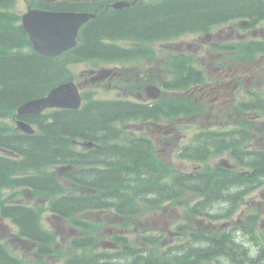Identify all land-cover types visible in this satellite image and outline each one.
I'll list each match as a JSON object with an SVG mask.
<instances>
[{
	"label": "trees",
	"instance_id": "1",
	"mask_svg": "<svg viewBox=\"0 0 264 264\" xmlns=\"http://www.w3.org/2000/svg\"><path fill=\"white\" fill-rule=\"evenodd\" d=\"M11 2L12 0H0V9L8 8ZM263 16L264 0H161L154 4H137L117 13L99 16L82 29L77 47L60 57H45L31 50L25 33L21 27L15 26L14 15L0 11V119L9 118L21 103L42 97L53 86L73 80L69 65H97L148 56L150 51L145 47L147 42L169 40L187 33H207L214 26L227 21ZM117 41L136 42L140 50L137 47L125 48L116 44ZM159 70L163 72L165 88L180 89L185 87L187 74L191 69L187 58L167 56ZM168 73L172 74L166 81ZM92 94L94 95V92ZM161 105L164 112L174 106L173 109H177L179 113L186 107L183 101H162ZM137 107L123 102L95 100L84 94V104L78 111L53 110L25 118L36 129L32 136L22 135L8 125L0 123V149L20 157L15 160L0 156V188L15 184L27 185L29 178H25L22 173L34 171V191L50 197L51 212L62 218L73 221V215L79 211L104 207H111L122 214L125 212L122 201L125 198L123 185L126 179L137 173L143 174V169L148 170L147 164H151L150 167L156 166L149 150H146L148 154L144 156L139 146H130L131 150H127L121 145L112 144L119 134L114 123H120L130 117H155L151 113L143 116L140 113L143 109ZM74 140L92 141L98 143L100 148L77 154L72 145ZM143 151L145 154V150ZM74 161L83 166L81 175L75 176L71 172L67 176L87 195L83 193L80 198L60 196L62 187L57 175L47 173L45 169L61 164H74ZM102 164L103 168L96 169L97 165ZM163 167L162 164L159 166L162 172ZM141 177L145 179L137 180L146 188L156 182L154 177ZM47 183L50 186H43ZM190 190L197 194L206 192V189L199 185H193ZM201 204L202 202L198 207H201ZM41 212L42 209H34L33 212L19 210L14 218L26 235L49 251L54 237L40 225ZM193 214L197 215L195 208ZM119 240L121 252L117 254L119 261L115 262L156 263L157 256L143 257L137 248L128 245L125 239ZM82 243L86 247L88 238H83ZM82 258L80 264H99L97 255L83 254ZM187 258L180 256L172 263H187ZM75 259L72 255L66 263L76 264ZM0 264L13 262L0 255Z\"/></svg>",
	"mask_w": 264,
	"mask_h": 264
},
{
	"label": "flooded vegetation",
	"instance_id": "2",
	"mask_svg": "<svg viewBox=\"0 0 264 264\" xmlns=\"http://www.w3.org/2000/svg\"><path fill=\"white\" fill-rule=\"evenodd\" d=\"M18 1L22 6L20 11L16 7ZM113 2L115 1L14 0L13 11L19 16L28 11L95 13L101 4L104 11H114L111 6ZM218 27L223 29L206 35L205 38L194 36V44L191 43L194 47L187 45V51L195 53L199 61L196 66L198 71L196 74L189 73V81H194L189 90L170 94H175V98L186 95L189 100V144L183 146L180 153L189 158L197 151L201 154L203 164L207 163L214 170L215 177L221 178V195L228 203L238 188L243 187L251 191L250 194L264 189V16L227 22ZM200 53L202 54L199 55ZM135 97L141 98L140 95ZM136 122L139 124L138 135L125 128L122 131L128 142L138 137L136 140L141 146L145 138L152 146H156L154 154L162 156L166 150L170 156L179 154L176 151L177 144L183 139L180 136L168 139L178 130L172 122ZM179 123L182 120H175L176 125ZM132 125L135 126V122ZM150 127L153 129L150 130ZM159 135L165 140H158L156 137ZM217 158L218 161L214 163ZM63 172L62 168L58 169L61 178ZM160 187L155 185V191ZM29 195L22 194L25 197ZM263 198L264 196L259 203ZM145 200L144 195H140L138 205ZM140 213L136 218L140 217ZM156 214L154 212L155 216ZM118 219L127 221L126 224L130 223L127 226L123 223V228L119 231L122 236L135 233L136 238L142 240L150 230L148 222L142 224L129 216ZM97 221L100 223L101 219ZM16 223L10 211L1 205L0 255L13 264H18V260L27 263L32 255L33 243L17 236ZM137 223L138 228L135 227ZM157 224H162L159 233L171 236L169 240L173 238L174 233L168 229L170 222L164 220L162 215L157 216ZM113 236L112 233L110 237ZM231 252L237 253L236 249ZM100 258L105 259V256Z\"/></svg>",
	"mask_w": 264,
	"mask_h": 264
},
{
	"label": "water",
	"instance_id": "3",
	"mask_svg": "<svg viewBox=\"0 0 264 264\" xmlns=\"http://www.w3.org/2000/svg\"><path fill=\"white\" fill-rule=\"evenodd\" d=\"M128 4L117 3L114 8H122ZM85 14H63L29 12L22 18L23 30L28 34L33 50L41 55L55 57L76 45V37L80 26L88 20ZM150 99L159 96V90L153 86L146 88ZM81 98L73 82L59 84L50 89L46 96L24 102L17 108V116L38 115L46 109L77 110ZM17 128L26 134L31 128L22 121L16 122ZM89 143L86 146H91Z\"/></svg>",
	"mask_w": 264,
	"mask_h": 264
},
{
	"label": "rangeland",
	"instance_id": "4",
	"mask_svg": "<svg viewBox=\"0 0 264 264\" xmlns=\"http://www.w3.org/2000/svg\"><path fill=\"white\" fill-rule=\"evenodd\" d=\"M147 1H149V0H147ZM150 1H153V0H150ZM16 7H17V11L22 10V6L19 4V1L17 3ZM215 32H217V29ZM194 39L195 38L190 37L189 34H184L183 36L177 37V38L169 40V41L156 43L155 45H153L154 52L156 54L155 60L159 59L163 55H166L169 51L175 52L176 49H178L180 47V45H183L181 47V51H185V45L188 43H192ZM126 45L128 47H133V44H131V43H126ZM201 54L202 53H200L199 55H201ZM154 61H152L149 64L154 65ZM141 63L142 64H140V66H143V65L145 66V64L143 62H141ZM92 66L93 65L91 63H79V64L72 65L70 68H71L73 75L76 77V82H81V80H84L85 77H83V76H86V73L88 71H90V69H96V68H93ZM135 67H137V66H132V65H129L128 63H108V64L100 65L98 67L97 71L100 69H104V70H111V71H118L119 70V71L123 72L124 70L127 69V70L131 71V74H133L132 73L133 70L138 71V70H136ZM82 74H84V75H82ZM142 74L145 75V73H142ZM106 83H107V81L104 82V85H106ZM88 89L96 91V97L97 98L113 99V98H117L119 96H121V97L123 96L122 92L119 91L118 89L106 90L102 87H97V86L92 87L91 85L89 86V88H87V90ZM130 99H134V98H130ZM3 121H4L3 119H0V122H3ZM5 122L10 123L9 120H5ZM182 124H183V126L181 127V129L175 130V132H174V137L181 136V135L185 136V138L181 141V143L178 144V149H179V147L182 146V144L184 142L189 140V124L187 125V124H185V122ZM125 129L131 131L134 135H138L139 131H137V126L132 125V123L127 124L125 126ZM156 138L158 140H165V138L162 137L161 135L157 136ZM172 138H173V135L169 136L168 139H172ZM165 154H166L167 159H172V161L174 163L173 165L175 167H179L178 168L179 170L184 171V172L193 171V168L195 165H191L189 163L182 162V161H180L181 159L176 158V156H174V157L170 156L168 154V150H166ZM217 161H218V158L214 160V163H216ZM254 197H256L255 198L256 200H252ZM259 198H260L259 196H255V195L247 196L244 199L245 202L243 203V206L240 210L241 213L244 215L250 213L251 209L256 207ZM163 207L164 208H162V210H160L159 215H162L164 217V220L172 223L169 229L172 232H174L176 225H178V218L176 217L175 213L173 214V217L171 218L170 215H172L173 210H174L172 208V206H167V204H166ZM261 210L264 212V206H262ZM178 211L180 212L179 208H178ZM96 214H97L96 212L88 214L87 218L94 219ZM103 218H105V217L103 216ZM242 218H243V216H242ZM144 219H145V221L149 222L150 225L155 224V226H161V225H158L156 223L157 219L155 217H153L151 213L149 216L143 214V216L140 217L137 221H139L140 223H143ZM108 222L109 223H107V222H105V223L108 224L109 226H111L116 221H115V219L111 218L110 220H108ZM196 224L199 225L200 223L196 222ZM42 225L45 229H48L54 233H57L58 237L56 239V242H57L58 248L61 247V249H63L62 245L64 243L65 238H66V244L68 245L69 238L72 236L71 226H69L67 223L58 222V221L52 219L51 215H48V214L43 217ZM203 226L209 227L208 223L207 224L204 223V224L200 225V227H203ZM106 227H108V226H106ZM104 229H105V227L102 226L101 230L103 231ZM259 234H261V233H259ZM129 237L134 239V241L136 240L135 236L134 237L129 236ZM179 238H181V237L179 236ZM167 240L168 239H164V241H167ZM136 243H137V241H136ZM180 243H183L181 241V239H180V242H177L174 239V242H173L174 245L180 244ZM255 254H256V249H254V252H253V255H255ZM220 261H221V264H228L226 260H223V258ZM45 262H46V264H64L63 259H60L57 257H49V258L45 259Z\"/></svg>",
	"mask_w": 264,
	"mask_h": 264
}]
</instances>
